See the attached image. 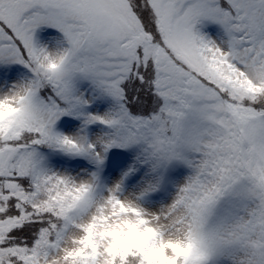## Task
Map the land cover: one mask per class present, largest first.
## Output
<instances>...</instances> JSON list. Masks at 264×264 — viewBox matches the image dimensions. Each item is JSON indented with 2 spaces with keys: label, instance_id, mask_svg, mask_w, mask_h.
<instances>
[{
  "label": "snow or ice",
  "instance_id": "1",
  "mask_svg": "<svg viewBox=\"0 0 264 264\" xmlns=\"http://www.w3.org/2000/svg\"><path fill=\"white\" fill-rule=\"evenodd\" d=\"M0 264H264V0H0Z\"/></svg>",
  "mask_w": 264,
  "mask_h": 264
}]
</instances>
